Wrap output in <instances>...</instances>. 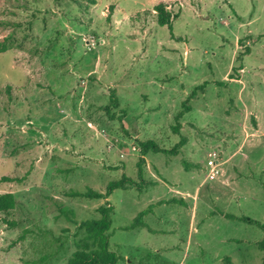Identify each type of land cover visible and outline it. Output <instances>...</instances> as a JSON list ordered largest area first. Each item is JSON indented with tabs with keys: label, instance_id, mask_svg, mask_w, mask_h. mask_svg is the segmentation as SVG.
Segmentation results:
<instances>
[{
	"label": "rangeland",
	"instance_id": "obj_1",
	"mask_svg": "<svg viewBox=\"0 0 264 264\" xmlns=\"http://www.w3.org/2000/svg\"><path fill=\"white\" fill-rule=\"evenodd\" d=\"M159 2L179 12L171 30L156 21ZM3 21L0 178L16 180L0 193L17 202L13 225L0 221V264L64 263L83 231L57 204L77 222L97 218L103 200L71 192L136 179L137 140L171 149L182 137L177 154L144 156L156 185L108 197L116 264L261 263L264 232L220 212L264 221V0H0ZM171 198L143 217L148 227L122 228Z\"/></svg>",
	"mask_w": 264,
	"mask_h": 264
},
{
	"label": "trees",
	"instance_id": "obj_2",
	"mask_svg": "<svg viewBox=\"0 0 264 264\" xmlns=\"http://www.w3.org/2000/svg\"><path fill=\"white\" fill-rule=\"evenodd\" d=\"M90 4H96V0H87ZM114 5H109V10H111ZM155 12L157 18L156 21L159 25H167L168 28L172 29L173 20H175L179 12H172L167 8V5L163 2L155 4L152 8ZM150 11V10H147ZM110 17L107 16V19ZM4 22H0L1 25ZM12 44L10 42V36H4L0 38V53L11 48ZM248 52V49H246ZM12 86L10 84L5 85L4 91L9 94ZM202 88V85L195 87L187 97L181 103V109L176 113L175 120L177 124L173 127L174 131L179 130V119L188 111H190V100L195 97L197 89ZM110 104L115 106V97L111 94ZM110 104L104 106L106 112L110 111ZM185 139L182 137L180 141L175 144L171 149H166L161 147L156 141L152 139L137 140V148L140 156L136 162V179L122 173L120 178L109 181L103 192L96 191L91 188H87L85 191H73L72 196H80L88 199H102L103 203L97 207V212L99 216L97 218L83 219L79 222L75 219V213L73 208L68 207L63 204H57L58 213L64 216L68 221L76 224L78 230L83 231V236L74 242L75 249L68 256L67 260L61 264H116L122 257L110 248V236H111V225H112V214L114 213V205L109 201L108 197L115 189H129L134 188L138 192L147 190L149 187L156 185V181L151 179H146L144 177L143 166L145 164V158L147 152L162 153L166 155L177 154L179 148L184 144ZM199 164H194L198 166ZM16 180L14 177L2 176L0 181L9 182ZM16 198L11 192L0 193V221L9 223L13 225L5 214L12 210L16 205ZM177 199L171 198L168 200L158 201L156 204H149L145 209L141 210L129 224L122 226L123 229H134L137 227H148L146 222H144L143 217L152 211L154 205L161 203H175ZM225 217L234 218L244 221L249 224H255L264 232V221L258 222L247 216L236 217L234 215L226 214L220 212ZM148 230H150L148 228ZM258 247L264 251V237L258 241ZM62 245H59L56 250L49 253V255H44L48 257L50 255H56L60 252ZM225 264H233L230 256L225 255L223 257ZM260 264H264V257Z\"/></svg>",
	"mask_w": 264,
	"mask_h": 264
},
{
	"label": "built area",
	"instance_id": "obj_3",
	"mask_svg": "<svg viewBox=\"0 0 264 264\" xmlns=\"http://www.w3.org/2000/svg\"><path fill=\"white\" fill-rule=\"evenodd\" d=\"M217 154L216 152H212L209 154V158L206 161V165L210 167L211 171H214L215 167L217 166ZM213 176V175H211Z\"/></svg>",
	"mask_w": 264,
	"mask_h": 264
}]
</instances>
